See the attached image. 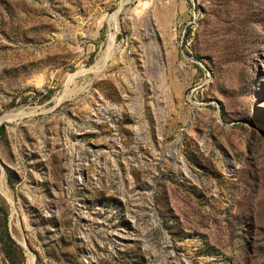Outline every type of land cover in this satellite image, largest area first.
I'll return each mask as SVG.
<instances>
[{
  "label": "rangeland",
  "instance_id": "obj_1",
  "mask_svg": "<svg viewBox=\"0 0 264 264\" xmlns=\"http://www.w3.org/2000/svg\"><path fill=\"white\" fill-rule=\"evenodd\" d=\"M2 124L22 264H264V0H0Z\"/></svg>",
  "mask_w": 264,
  "mask_h": 264
},
{
  "label": "trees",
  "instance_id": "obj_2",
  "mask_svg": "<svg viewBox=\"0 0 264 264\" xmlns=\"http://www.w3.org/2000/svg\"><path fill=\"white\" fill-rule=\"evenodd\" d=\"M3 131V124L0 125V134ZM0 250L6 264H22L24 261L21 247L11 237L7 228V213L0 203Z\"/></svg>",
  "mask_w": 264,
  "mask_h": 264
},
{
  "label": "bare ground",
  "instance_id": "obj_3",
  "mask_svg": "<svg viewBox=\"0 0 264 264\" xmlns=\"http://www.w3.org/2000/svg\"><path fill=\"white\" fill-rule=\"evenodd\" d=\"M162 15L165 16V17H168L169 14H170V9L169 7L167 6L166 8H162Z\"/></svg>",
  "mask_w": 264,
  "mask_h": 264
}]
</instances>
